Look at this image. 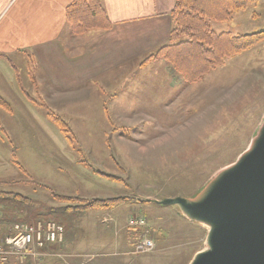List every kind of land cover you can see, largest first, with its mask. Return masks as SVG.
<instances>
[{"label": "rangeland", "instance_id": "1", "mask_svg": "<svg viewBox=\"0 0 264 264\" xmlns=\"http://www.w3.org/2000/svg\"><path fill=\"white\" fill-rule=\"evenodd\" d=\"M210 26L264 30V0ZM159 47L56 94L31 58L10 56L18 75L2 60L0 94L10 107L0 105V246L24 222L53 221L65 232L42 248L9 250L6 264H45L43 250L54 244L61 249L48 264H190L208 248L209 227L164 200L207 193L262 137L264 40L193 82ZM76 198L119 201L82 210ZM142 239L152 247L137 252Z\"/></svg>", "mask_w": 264, "mask_h": 264}, {"label": "crops", "instance_id": "2", "mask_svg": "<svg viewBox=\"0 0 264 264\" xmlns=\"http://www.w3.org/2000/svg\"><path fill=\"white\" fill-rule=\"evenodd\" d=\"M72 1L0 0V71L3 54L10 59L12 54L26 56L38 67L35 76L47 92L79 90L84 81L169 40L174 0H100L110 25L83 34H73L66 21L65 10ZM60 247L54 244L43 250L45 264L52 260L50 252Z\"/></svg>", "mask_w": 264, "mask_h": 264}, {"label": "trees", "instance_id": "3", "mask_svg": "<svg viewBox=\"0 0 264 264\" xmlns=\"http://www.w3.org/2000/svg\"><path fill=\"white\" fill-rule=\"evenodd\" d=\"M256 0H174L171 10L172 27L169 43L158 48L156 54L164 56L180 72L183 79L193 82L211 69L223 63L227 57L238 54L264 40V30L233 35L228 31L215 32L210 21L222 22L233 12L253 7ZM66 21L73 34H83L91 29L108 28L110 22L100 0H73L65 10ZM4 58L15 69L11 59ZM0 105L10 107L0 94ZM49 119L63 132L70 136L63 119L47 113ZM16 195V194H15ZM17 197H23L17 194ZM69 200H72L69 197ZM81 202L82 210L106 208L119 199L92 198Z\"/></svg>", "mask_w": 264, "mask_h": 264}, {"label": "water", "instance_id": "4", "mask_svg": "<svg viewBox=\"0 0 264 264\" xmlns=\"http://www.w3.org/2000/svg\"><path fill=\"white\" fill-rule=\"evenodd\" d=\"M261 136L207 193L164 200L216 222L209 247L193 264H264V131Z\"/></svg>", "mask_w": 264, "mask_h": 264}, {"label": "built area", "instance_id": "5", "mask_svg": "<svg viewBox=\"0 0 264 264\" xmlns=\"http://www.w3.org/2000/svg\"><path fill=\"white\" fill-rule=\"evenodd\" d=\"M134 222L140 226L145 223L143 217H137ZM63 228L53 221L37 220L24 222L17 226L15 233L5 239L7 247L0 246V264H6V254L9 250L23 251L31 247L42 248L45 243L59 242L62 240ZM30 247V248H31ZM152 247L151 239H142L135 244L137 252L148 251Z\"/></svg>", "mask_w": 264, "mask_h": 264}, {"label": "bare ground", "instance_id": "6", "mask_svg": "<svg viewBox=\"0 0 264 264\" xmlns=\"http://www.w3.org/2000/svg\"><path fill=\"white\" fill-rule=\"evenodd\" d=\"M263 131H264V127H262L261 129H260V131H259V134H260V136L263 134ZM257 140L254 138L253 139V141L251 142V144H250V146H249V148H248V150L246 151V152H248L252 147H253V145H254V143L256 142ZM245 152V153H246ZM241 157V156H240ZM182 212L186 215V216H188V217H190L189 215V213L186 211L185 212V210H183V208H182ZM187 213V214H186ZM199 220L200 221H202L203 223H205L208 227H209V234H208V237H207V243H208V247H209V238H210V235H211V233H212V231L215 229V227H216V222H214L213 220H208V219H201V218H199ZM199 255V254H198ZM197 255V256H198ZM197 256H195V258L197 257ZM194 258V259H195ZM194 259H193V261L190 263V264H193L194 263Z\"/></svg>", "mask_w": 264, "mask_h": 264}]
</instances>
